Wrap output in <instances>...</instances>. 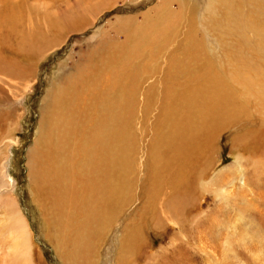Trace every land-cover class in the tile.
I'll return each instance as SVG.
<instances>
[{
    "label": "bare ground",
    "instance_id": "6f19581e",
    "mask_svg": "<svg viewBox=\"0 0 264 264\" xmlns=\"http://www.w3.org/2000/svg\"><path fill=\"white\" fill-rule=\"evenodd\" d=\"M138 1L140 3L136 7H127L121 4L122 0H0V90L9 91L10 96L19 94L23 78L31 75L30 69L40 60L41 50H47L54 42L65 43L67 36L62 38L65 31L86 32L91 28L95 35L101 37L98 45H93L92 54L73 57L74 63L81 60L83 64V67L76 69V74L80 75L75 83L65 88L57 85L49 87L42 100L38 125L41 134L36 142L51 159L41 167L32 164L35 159L30 156V168L27 167L29 192L33 194L34 201L39 199L47 213L60 219V222L56 220V225L59 223L57 227L51 226L55 229L50 241L54 250L64 255L65 264H80L75 259L79 256L81 260H86L91 255L88 250L93 249L91 239L104 235L121 213L118 207L127 197L126 187L131 188L135 181L132 180L136 150L134 122L138 117L146 119L150 110L156 111L150 141L145 146L146 164L143 171L145 184H148L145 186H152V182H158V178L167 170H174L169 177L172 183L169 190L174 196L186 189L185 178L194 171L196 158L208 147L209 151L216 150L215 142L223 130L232 131L233 143L240 144L247 138V133L237 121L243 111L247 114L249 106L254 104L264 112V0H144V5L142 0ZM159 3L162 12L147 21L148 9ZM173 4L178 9L172 10ZM240 5L244 7L243 12L235 10ZM220 11L229 23L238 21L225 28L226 35L234 34L240 40V44L231 41L225 44L228 50L238 51L239 59L231 65L233 75L223 72L205 75L202 71L198 75L197 68L185 69L181 65L185 62L179 58L165 61L169 53L163 48L175 37L178 23L196 22V18H199L212 31L218 28L219 22L215 20L219 18ZM109 14L113 15L111 19L107 18ZM117 14L125 15L123 19L126 22L111 24V21L120 19L114 16ZM23 18L29 22L32 31L35 29L40 33L32 32L34 35L28 39L31 44L25 46L27 51L20 41L21 46L15 51L19 52L21 63L13 64L8 68L10 71H2L5 50L2 52L1 47L8 43L2 42V35L9 34ZM153 20L155 22L148 25ZM107 27L112 28L110 35ZM191 33L188 29L183 37L189 43ZM44 36L46 39H41ZM52 48L55 51L56 47ZM186 48L188 58L185 61L195 58L193 51L197 49L194 46ZM69 50L71 53L72 48ZM159 52L164 53V59ZM232 55L229 54V58ZM143 59L147 63L138 67L133 64V68L122 63H137ZM204 65L207 66V63L204 62ZM139 71L155 74L161 82L155 87H165L169 95L166 101H158L159 108L152 107L148 111L147 105L148 108L132 114L128 120L124 114L126 111L121 110L120 96L130 91L139 92L133 80ZM191 71L195 74L192 78L183 83L177 82V74H188L189 77ZM233 76L239 77L238 80ZM11 79L15 81L14 84ZM2 95L0 99H3ZM56 128L55 135L47 137ZM64 149L65 153L73 156L66 155L61 159L56 155ZM44 162L40 161V164ZM0 168L3 169L0 174L1 190L7 185L4 165ZM157 197L161 196L158 194ZM9 205L12 212L7 211L8 228L14 238L12 253L18 257V262L30 264L32 241L28 225L17 208V201H10ZM154 205L157 206L156 201ZM129 247L126 246L125 250Z\"/></svg>",
    "mask_w": 264,
    "mask_h": 264
},
{
    "label": "rangeland",
    "instance_id": "374dc122",
    "mask_svg": "<svg viewBox=\"0 0 264 264\" xmlns=\"http://www.w3.org/2000/svg\"><path fill=\"white\" fill-rule=\"evenodd\" d=\"M139 3L138 0H122L121 2L127 7H136ZM141 3L144 5V0ZM176 9H178L177 5L173 4L172 10ZM243 9L242 5L235 8L240 12H243ZM159 12H162L160 3L148 9L147 21L155 18ZM220 12H218L219 18L215 20L216 23L219 22L218 28L212 31L199 18H196V22L178 23L175 37L163 48L169 53L165 61L179 58L186 63L181 64L185 69L197 68L198 75L201 71L205 75L218 73L233 75L234 70L231 65L239 59L238 51L234 49H229V51L225 44L228 41L237 44L240 40L234 34V36L226 35L225 28L238 21L229 23L224 15L222 16V11ZM110 16L113 17L109 14L107 18ZM114 16L120 19L111 21V24L126 22L123 19L125 15ZM23 19L18 26L11 29L9 34L2 35V42H8L1 45L2 52L5 50L3 59L7 63L2 62L5 65L1 68L2 71H10L8 68L13 64H20L22 58L15 50L21 46L22 42L27 51L25 46H30L31 41L28 39L34 35L32 32L40 33V31L35 32V29L32 31L29 22L26 18ZM154 22L153 20L148 25ZM39 24L43 23L39 20ZM42 26L45 27L44 24ZM44 29L46 31V27ZM111 29V27L106 29L109 35ZM188 29L190 33L192 32V35L190 34L191 43L183 38ZM71 33L68 31L63 33L62 38L67 36L64 44L54 42L45 51L41 50L39 44L40 60L33 64L29 73L31 75L23 78L19 86V94L10 96L9 91L0 90V96L3 93L8 94V96L2 95L5 100L0 99V167L4 165L7 185V188L0 190V264H22L12 253L14 238L11 237L8 228V214L12 212L8 203L14 200L17 201V208L20 209L30 233L32 241L30 264H65L64 255H61L62 253L59 255L50 241L53 238L55 227L59 224L56 225V220L60 222V219L47 213L44 204L39 199V202L34 201L33 194L29 192L28 182L30 180L27 178L29 174L27 171L30 168L28 163L31 157L35 159L32 164L41 167L51 159L45 150L39 149L36 142L41 134L38 125L42 100L49 91V87L57 85L65 88L69 84L72 85V82L75 83L78 80L77 76L80 75L76 74V69L79 66L83 67V64L81 60L74 63L73 57L77 54L83 57L92 54L93 45L97 46L101 39L99 35L91 31V28H88L86 32ZM16 38L17 40H14ZM41 39H46V36ZM53 46L56 47L55 51ZM189 46L197 49L193 51L196 57L189 58L186 62L185 59L188 58L186 47L189 48ZM70 48H72L71 53ZM11 50H14L16 54ZM158 54H162L163 58V52ZM229 54L234 55L229 58ZM143 60L137 63L134 61L127 63L122 61V63L126 67L133 68V64L138 67L139 64L141 66L142 63H147L145 59ZM204 62L207 66H203ZM189 73V77L188 74H177V82H186L188 78L195 75L192 71ZM153 76L155 77L151 78ZM234 77L237 80L239 78ZM133 80L139 92L130 91L120 96V105L123 106L121 110L126 111L124 114L128 120L132 118V114L138 113L145 107L149 106L148 111L152 107L159 108L158 101H166L169 95L165 87H155L161 84L155 74L139 71V75H136ZM10 81L12 84L15 82L12 79ZM156 81L159 84H156ZM155 113V109H152L146 119L138 117L134 122L136 123L134 129L136 150L134 149L135 172L132 180L135 181L134 186L129 188L127 185L126 187L127 197L131 198L125 197L126 199L119 205L118 210L121 213L117 217L118 220L110 224L109 230L104 235L91 239L93 249L88 250L91 255L86 260H81L80 256V259L75 257L76 262L80 264H264V112L254 104L249 106L247 114L243 111L237 121L247 133V138L240 144L233 143L232 131L223 130L215 142L216 150L209 151L208 147L202 155L196 158L194 171L187 179L185 178L186 189L174 196L169 190L172 188L169 177L174 170H167L165 175L158 178V182H152L151 188L145 186L148 185L145 184L144 172L145 146L150 141ZM228 128L229 126L226 129ZM57 129L51 130L47 137H53ZM61 151L59 150V154H56L61 159L66 155L73 156V154L65 153V149ZM4 158L6 160L2 161ZM39 160L46 163L40 164ZM2 171L3 169L0 168V174ZM36 175L39 176L38 173ZM106 175H104L105 178H107ZM165 182L169 184L164 185ZM163 186L164 188H161ZM158 194L162 198L157 197ZM155 201L157 206L154 205ZM51 226L55 227L51 228ZM87 231L90 233V230ZM128 245L130 247L125 250Z\"/></svg>",
    "mask_w": 264,
    "mask_h": 264
}]
</instances>
